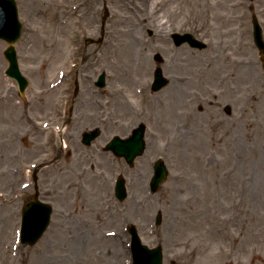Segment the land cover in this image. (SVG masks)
Instances as JSON below:
<instances>
[{
  "label": "rangeland",
  "instance_id": "obj_1",
  "mask_svg": "<svg viewBox=\"0 0 264 264\" xmlns=\"http://www.w3.org/2000/svg\"><path fill=\"white\" fill-rule=\"evenodd\" d=\"M15 1L23 24L15 46L29 85L20 97L4 75L6 42L0 39V264H131L129 237L124 231L128 223L137 227L145 244L162 246L164 264L171 260L174 264H264V62L253 43L251 26L252 15H256L264 38V0ZM72 2L79 8L65 13ZM89 6L94 16H88ZM65 18L68 21L62 24ZM103 20V40L99 41L90 35ZM134 25L139 29L134 33L136 44L148 50L149 65H159L154 58L159 54L164 61L161 70L169 81L160 90L164 110H155L156 116L148 120L144 155L126 178L127 198L119 202L111 196L110 180L120 164L116 158L105 157L106 169L88 172L82 184L66 173L57 175V184L44 186L38 184L37 172V190L41 197L52 199L53 213L39 240L31 246L19 244L13 231L19 222L20 197L6 188L28 178L26 166L38 155V100L44 99L38 98L39 88L53 81L56 69L67 62L72 74L88 71L94 77L105 72L109 103L102 105L103 96L96 100L111 110L115 98L110 71L124 67L128 73L127 66L132 67L124 50L129 39L122 35H131ZM172 31L189 32L206 46L176 48ZM173 55L184 58L181 69L169 68ZM70 61L76 65L71 67ZM176 73L186 76L184 83H176L181 96L173 92ZM167 104L173 113L165 112ZM226 104L232 113L222 109ZM113 120L107 124L108 133L118 131ZM106 137L102 135L94 146H102ZM157 156L164 158L169 176L157 192L149 194V164ZM62 166L66 162L58 167ZM75 199L84 205H75ZM105 204L120 208L118 217H112L117 211L104 208ZM158 211L163 217L156 226ZM69 212L71 218L65 215ZM100 214L105 236L95 241L94 218ZM80 215L91 221L81 225L82 237L75 224ZM56 221L63 224L56 226ZM55 229L67 233L56 240ZM110 231L115 233L109 235ZM114 241L118 248L112 245ZM73 242L84 243L86 255L71 252ZM98 244L100 250L95 251Z\"/></svg>",
  "mask_w": 264,
  "mask_h": 264
},
{
  "label": "flooded vegetation",
  "instance_id": "obj_2",
  "mask_svg": "<svg viewBox=\"0 0 264 264\" xmlns=\"http://www.w3.org/2000/svg\"><path fill=\"white\" fill-rule=\"evenodd\" d=\"M74 4L76 5V3ZM74 4L72 2L71 8L66 9H73L72 7ZM88 9V16H94V13L93 11H91L90 6ZM101 9L102 7H100L98 10ZM98 28L99 30H94V34L90 36H98L100 38L99 41H101L100 34L101 32H104V20L98 24ZM90 36H88L89 41H91ZM98 37L96 39H99ZM92 40L94 41L93 38ZM175 47L177 48L179 46ZM171 50L178 52V50L175 49ZM146 51L148 50L146 49ZM168 51H170L169 47ZM172 60L174 62H172L171 64L169 63V68L172 67L175 70L181 69V66H183L182 64L184 63V58L175 57V55H173ZM144 70L145 73L138 74L134 84L143 85V91L140 92L141 90L137 88V92L140 93H136L135 97L132 98V104L127 112H123L121 110V107L118 106V103L121 104L120 101H122L124 97L123 95L117 92L118 80L114 77L111 78L112 93L115 98L113 102V108H111V110L107 109L106 107L103 108L102 105L106 106L109 103V100L105 98L107 96V80L103 87H98L96 85L98 75L96 74L94 77H92L88 71H83L81 73L74 74H72V71L70 73H66L60 82H57L50 90H45L46 93L44 94V96H42L43 93H38V98L44 99L43 102L38 100V155H36L32 160L36 161V163L30 164L32 165V170L30 171L26 180L19 184H14L13 188H6V191H9L13 196L20 197V204L18 208L19 214L21 213V207L24 204H30L38 200L49 203L52 200H50L48 197L47 199L39 195V188L37 190L36 186L37 172L38 184L41 183V185L44 186L45 183L48 184L50 182L57 184V175H62L66 173H71L72 175L78 177L80 180V184H82V179L86 177L88 172H94L95 170L101 171L106 169V157L110 159L116 158L118 161H120V164L117 162L119 167L117 175H124L126 178L128 177L130 169L134 168L135 164L130 165L125 161L123 157L116 156L112 151L107 150V144L109 140L114 135H119L122 138L129 136L133 128L136 127L138 124H148V120H152V118L156 116L157 113L155 112V110L159 108L162 111L164 110V103H162L161 93L156 96H153L152 94L154 92L152 90L154 67L147 65ZM68 75L71 76L68 82L66 83V86L61 88ZM173 80L176 81L174 83L175 89H173V92H178L177 94H180L181 96L182 92L177 90L178 87L176 83H184L186 81V76L184 74L176 73L175 75H173ZM39 90L43 89L39 88ZM59 92L61 93L59 94ZM99 96H103L104 98L102 105L98 100H96V97ZM91 98L93 99L91 100ZM76 102H78L77 106ZM222 109L224 111L227 110L225 105H223ZM113 110H115V112L113 113L114 116L111 115ZM199 110H202L201 106H199ZM229 110V113H232L231 106L229 107ZM178 114H180V110H178ZM112 117L114 118V123H116V125H119L118 131L116 133L111 132L110 130L108 133L107 130V124H110L112 122H110V119ZM168 118H170V115L168 116ZM248 120L249 119H247V121ZM42 123H45V126H42ZM54 125H60L64 127L66 135H55L52 131ZM96 128L99 129L98 137L93 139L89 144H85L83 141L84 139L82 138V134L86 131H92ZM102 135H107V140L103 142L102 146H94L97 140L102 137ZM143 155L144 153L141 156ZM32 161H30V163ZM62 162H66L65 168H63V166L60 168L58 167ZM149 168V171L151 172L153 170V160L149 164ZM48 175H50L51 180H47ZM148 178L146 179V186L149 188ZM126 183L128 182L126 181ZM127 185L126 187L128 188ZM32 188L34 189V192L25 191ZM113 188V185L110 184L112 198L114 197ZM72 202L75 205L77 202V205L79 207H82L84 205L83 202L76 199ZM108 207L113 210H116L114 206H107V204H105L104 208ZM88 209L92 210L93 207L88 205ZM107 210L109 211V209ZM116 211L117 212H115L114 216H112L114 218L118 217L117 215L121 213V209L119 208ZM100 212L102 213V209ZM95 213H97V211H94V214ZM65 215L69 216V218L72 217V214L70 212L65 213ZM100 216L101 214L94 218V223L96 222L95 233L93 235L95 241L102 240V236H105V230L103 228L104 218L101 217L100 219ZM83 219L86 218L80 215L78 217V222H75V224L79 226L78 232L76 233L78 236L81 237L82 235H84V233L82 232L84 228L82 229L81 225H86L91 222L90 220ZM54 224H56V226H61L63 222L57 223L56 221ZM53 232L54 237H56V239H58L57 237H60V235H65L67 233H64L62 229H55L53 230ZM68 234L71 235L73 234V232H69ZM71 245L72 246L71 248H69V250L71 252L73 251L76 256L86 255L88 247L84 245V243L80 244L77 242H73V244ZM96 246L97 245H95L94 248ZM97 247L98 248L95 251L100 250V244H98Z\"/></svg>",
  "mask_w": 264,
  "mask_h": 264
},
{
  "label": "water",
  "instance_id": "obj_3",
  "mask_svg": "<svg viewBox=\"0 0 264 264\" xmlns=\"http://www.w3.org/2000/svg\"><path fill=\"white\" fill-rule=\"evenodd\" d=\"M251 22L253 27V41L259 50L260 58L264 60V40L262 37V28L255 15H252ZM20 30L21 23L18 20L15 1L0 0V38H3L8 43L7 48L4 50V56L8 62L6 74L14 78L17 81L20 90L23 91L27 84V81L18 68L16 51L14 48V42L19 38ZM172 36L174 37L177 44L188 41V43L194 47L203 48L206 46L205 43L194 38V36L190 33H184L183 35L173 33ZM160 78L161 71L160 69H158L156 72V79ZM141 135L142 129H139L136 136V142L137 146L140 148V151L143 147ZM155 168L156 171L152 182L153 191H156L158 189L159 184L164 181L167 176V169L162 162L157 163ZM118 191L120 199H123L126 195L124 188H119ZM30 204L25 206L23 212L22 242L33 244L41 236L46 223L48 222L50 209L49 207H47L46 210H44L41 223L38 224L37 230L32 233V230H30V228H32L34 224L30 226V224L27 222H29L30 220L29 216H33V221L36 218L39 220L38 210L40 208L38 207V204ZM32 212L34 213L32 214ZM159 221L160 217L158 216L157 222ZM129 231L131 233V248L133 251L134 264H162L161 247L158 246L156 248L149 249L146 245L141 243L133 225L129 226ZM28 234H31L32 239L29 240L25 238Z\"/></svg>",
  "mask_w": 264,
  "mask_h": 264
},
{
  "label": "bare ground",
  "instance_id": "obj_4",
  "mask_svg": "<svg viewBox=\"0 0 264 264\" xmlns=\"http://www.w3.org/2000/svg\"><path fill=\"white\" fill-rule=\"evenodd\" d=\"M151 3L156 2L158 3L159 0H150ZM154 4V3H153ZM154 7V5H153ZM148 14H150V12H148ZM139 27H146L147 25L145 24V26L142 25H138ZM133 29L131 30V35L129 34H123L122 37L123 39H129L126 42H124V50H125V54H128V56H126L127 58L131 57V65L132 67H128V73H126L124 70L125 68L122 67L119 71L118 69H116L115 71H113V77L116 78L118 80V86H117V92L120 93L121 95H123V100L120 101V103H118V106L121 107V110L123 112H127L128 109L130 108L131 104H132V98L135 97L136 93L139 94L140 92L143 91L142 86L143 85H134L136 78L138 76V74L141 73H145L144 68L149 65L148 62V56H146L147 51L143 52V49H146L145 46L142 45H137L136 41H135V37L136 34H134L135 32H138L139 29H137L136 31V26H132ZM138 28V27H137ZM130 33V32H129ZM55 50H57V46L55 48ZM58 51H60V47L58 46ZM142 51V52H141ZM143 55L145 57V59L140 56ZM140 58H143V61H139ZM58 60V58L56 57V61ZM60 61V60H59ZM236 62V61H235ZM126 63V61H125ZM140 89V92H137L138 89ZM177 94V93H175ZM169 106H166L165 108V112H169V113H173V111L171 110V106L169 104H167ZM250 124V123H249ZM56 239V238H55ZM118 237H116L114 240L116 242H118ZM57 240V239H56ZM114 241V243H112V245L115 246V248L117 247V243ZM53 257V255H52Z\"/></svg>",
  "mask_w": 264,
  "mask_h": 264
}]
</instances>
